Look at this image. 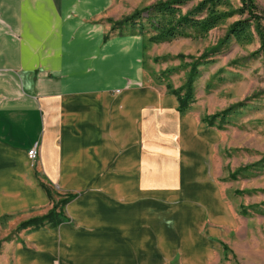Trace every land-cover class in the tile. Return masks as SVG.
<instances>
[{"label":"crops","instance_id":"1","mask_svg":"<svg viewBox=\"0 0 264 264\" xmlns=\"http://www.w3.org/2000/svg\"><path fill=\"white\" fill-rule=\"evenodd\" d=\"M4 1L0 6L8 11L13 30L0 31V70L6 77L0 88V216L48 203L49 187L72 193L94 185L84 196L73 193L66 222L76 220V229L62 227L60 242L54 239L52 245L38 247L41 258L34 263L47 264L45 250L57 253L62 264H74L76 251L78 255L88 250L94 253L78 264L124 263L125 254L114 249L118 245L112 232L128 235L132 247L151 251L156 240L161 250L172 249L170 230L155 224V211L124 210L125 201L144 196L162 197L153 199L160 208L158 217H192L183 226L187 233L197 231L204 214L215 219V193L205 195L200 186L210 131L202 132L192 115L181 113L174 95L141 86L145 79L140 35L105 40L102 26L94 28L92 19L106 10L109 0ZM34 145L37 157L31 161L27 152ZM157 156L168 169L161 179L151 175ZM173 161L176 168V163L181 165L180 182L170 166ZM78 163L86 172L93 170L86 174L91 184L79 183L77 176L66 179L68 169L75 172ZM128 174L130 180L121 179ZM114 205L122 211L113 210ZM181 205L195 212L189 216L185 209L174 210ZM143 224L156 238L139 235ZM49 232H34L39 245Z\"/></svg>","mask_w":264,"mask_h":264},{"label":"rangeland","instance_id":"2","mask_svg":"<svg viewBox=\"0 0 264 264\" xmlns=\"http://www.w3.org/2000/svg\"><path fill=\"white\" fill-rule=\"evenodd\" d=\"M160 1L164 0H109L106 10L94 17L91 23L95 24L94 28L102 26L103 36L107 40L137 34V28L119 26L117 23L134 11ZM199 1L202 0L189 2L181 8L182 12L189 11ZM224 1L219 10L227 16L201 38L185 37L154 44L148 41L150 33L140 35L144 44L141 68L145 79L141 86L151 87L160 94L173 95L171 90H177L186 84L190 68L198 62L195 65L197 76L191 81L193 102L185 114L192 115L196 127H203L202 132L210 131L211 147L206 159L201 160L205 178L201 180L200 186L205 195L211 191L215 193L216 220L211 218L210 213H206L197 231L193 234L191 231L187 233L183 226L191 223L192 217L186 215L182 220L175 216L156 215L160 208L153 199L157 198L159 201L162 197L153 195L151 198L144 196L151 200L143 198L141 201H125V211L130 212L140 207H150L155 211V224L170 230L167 240L172 243L173 248L161 250L156 240H152L151 251L132 247L128 235L112 232L114 244L118 245V249H114L119 251V254H125L124 263L119 264H264V59L252 56L259 47L253 25L247 31L245 40L237 41L231 38L225 45H220L233 23L249 18L248 14L237 13L241 7L239 0ZM253 2L257 8L255 13H260L264 18V0ZM0 5H5V1L1 0ZM6 12L8 13L0 6L2 33L13 30L8 24ZM260 22L264 25V19H260ZM219 45L220 51L214 53L213 50ZM0 49H4L2 41ZM5 78L4 72L0 70V88L4 86ZM227 110L228 112H225ZM93 150V157L97 161L96 149ZM124 152L125 158L130 156L129 153L126 154V149ZM142 154L146 156L144 161L147 162L145 151H142ZM160 158L157 156L156 169L151 172L154 176L156 173V179H161V176L166 174L164 170H168L162 166ZM171 163L170 166L177 171L176 181L180 182L181 165L176 163L178 169L173 165L174 161ZM95 167L98 168L99 165L95 164ZM92 171L86 172L84 164L78 163L74 174L68 169L66 179L72 180L77 176L79 183L91 184L92 177L87 179L86 174ZM145 174L148 172L145 171ZM182 177H185L184 174ZM130 178L131 174L121 177L124 180ZM82 186L72 193L62 188L49 187L51 198H48V203L31 205L27 209L1 215L0 264H35L34 261L41 258L36 255L38 247H48L53 244L54 239L58 244L62 227L76 229V220L69 223L60 222L55 226L45 224L38 229H20L19 225L29 219L45 216L52 209L68 217V207L75 196L73 193L78 192L84 196L94 189V185ZM190 189L194 191L192 187ZM208 195L210 200L211 194ZM178 200L182 201L183 197ZM188 201L190 204L197 203V200ZM117 204L121 206L122 202ZM112 209L119 213L122 211L117 205L112 206ZM184 209L189 216L195 212L187 205H181L174 210L184 213ZM141 221L142 219L139 220ZM46 230L50 232L40 238L42 242L39 245L34 238V232ZM146 234L156 238L152 229L143 224L139 228V235ZM133 250H137L134 255ZM44 253V261L46 260L47 264H62L57 253L52 255V252L50 254L47 250ZM93 253L94 250H88L77 255L76 251V255L72 257L73 263L78 264V261L87 259Z\"/></svg>","mask_w":264,"mask_h":264},{"label":"trees","instance_id":"3","mask_svg":"<svg viewBox=\"0 0 264 264\" xmlns=\"http://www.w3.org/2000/svg\"><path fill=\"white\" fill-rule=\"evenodd\" d=\"M191 1L193 0L160 1L151 6L134 11L122 21L118 22L117 25L137 28V34L142 36L150 33L148 41L150 43L160 44L185 37L201 38L227 16L219 10L225 3L224 0H202L193 6L192 9L183 13L181 8ZM239 1L241 2V7L237 10V13L240 15L248 14L249 18L233 23L228 30L227 36L220 45H225L231 38L237 41L241 39L245 40L247 31L253 25L259 40V47L252 53V56H258L264 59V25L260 22V19L263 20L264 18L260 16V13H255L257 8L253 0ZM220 45L213 50L214 53L220 51ZM197 63H194L190 68L186 84L177 90H171V93L178 100L179 111L181 113H185L190 103L193 102L191 81L197 76L195 67ZM225 112H228V110ZM65 221L68 222L69 219L63 216L62 212L57 213L55 209H52L45 216L35 217L21 223L19 228L34 227L38 229L45 224L55 226Z\"/></svg>","mask_w":264,"mask_h":264},{"label":"built area","instance_id":"4","mask_svg":"<svg viewBox=\"0 0 264 264\" xmlns=\"http://www.w3.org/2000/svg\"><path fill=\"white\" fill-rule=\"evenodd\" d=\"M28 158L33 161L37 157V145H34L28 152H27Z\"/></svg>","mask_w":264,"mask_h":264}]
</instances>
